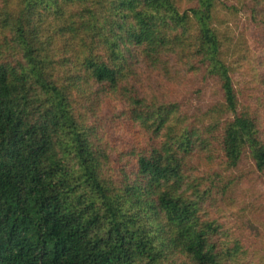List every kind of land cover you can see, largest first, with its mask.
I'll list each match as a JSON object with an SVG mask.
<instances>
[{
	"label": "trees",
	"instance_id": "16d2710c",
	"mask_svg": "<svg viewBox=\"0 0 264 264\" xmlns=\"http://www.w3.org/2000/svg\"><path fill=\"white\" fill-rule=\"evenodd\" d=\"M233 1L264 32V0ZM236 4L0 0V264L264 262V65L234 81Z\"/></svg>",
	"mask_w": 264,
	"mask_h": 264
},
{
	"label": "rangeland",
	"instance_id": "374dc122",
	"mask_svg": "<svg viewBox=\"0 0 264 264\" xmlns=\"http://www.w3.org/2000/svg\"><path fill=\"white\" fill-rule=\"evenodd\" d=\"M222 1L227 2L228 6H230V4H236L233 0ZM236 8L237 13L233 15L231 11H228L226 8H221L220 10L221 18L226 21L225 25L229 26L232 31L229 45H227L226 50L227 62L232 64L235 69L233 72V78L235 82L241 81L251 84L250 82L252 81L253 76L255 80H257V76L259 75V73H263V71L259 70V67L264 65V32L262 25L258 23L262 17L258 16L256 22L252 21L248 10H243L241 8V5L238 4H236ZM210 99L211 96L209 93L200 97L193 96L190 101V106L193 105L194 113L204 110ZM252 169L253 168L249 160L244 159L238 166V168L234 170L230 175V179H234V186H240V183L238 181L240 178H247L254 175L252 173ZM258 188L259 192L261 194H264V178L262 179V182L258 184ZM242 209L243 206H241V203L239 207L231 205L228 206L226 208L227 211L225 212L227 215L226 219L232 222V220L236 217L234 215L239 211L241 212ZM220 215H222L221 211ZM248 217H250L249 214ZM253 224L254 226H258L262 230L258 220L257 222L253 221ZM242 234H244V236H250L246 231ZM263 240L257 238L255 245L253 246L254 251H260L264 254V244L262 245ZM256 262L259 264H264V262L261 261L256 260Z\"/></svg>",
	"mask_w": 264,
	"mask_h": 264
}]
</instances>
